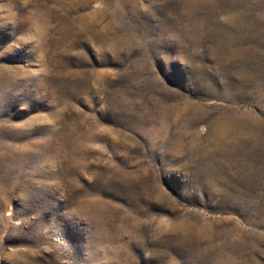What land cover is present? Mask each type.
<instances>
[{"label": "rangeland", "instance_id": "1", "mask_svg": "<svg viewBox=\"0 0 264 264\" xmlns=\"http://www.w3.org/2000/svg\"><path fill=\"white\" fill-rule=\"evenodd\" d=\"M0 264H264V0H0Z\"/></svg>", "mask_w": 264, "mask_h": 264}]
</instances>
